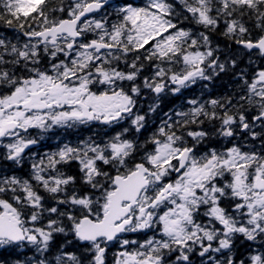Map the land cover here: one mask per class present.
Returning <instances> with one entry per match:
<instances>
[{
  "label": "snow or ice",
  "instance_id": "obj_1",
  "mask_svg": "<svg viewBox=\"0 0 264 264\" xmlns=\"http://www.w3.org/2000/svg\"><path fill=\"white\" fill-rule=\"evenodd\" d=\"M0 29V264H264V0H0Z\"/></svg>",
  "mask_w": 264,
  "mask_h": 264
},
{
  "label": "trees",
  "instance_id": "obj_2",
  "mask_svg": "<svg viewBox=\"0 0 264 264\" xmlns=\"http://www.w3.org/2000/svg\"><path fill=\"white\" fill-rule=\"evenodd\" d=\"M0 31H2V29H0ZM28 255H30V253H28ZM2 258L7 259L8 257L7 256H4ZM13 259H15V257H13Z\"/></svg>",
  "mask_w": 264,
  "mask_h": 264
}]
</instances>
